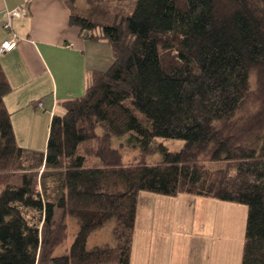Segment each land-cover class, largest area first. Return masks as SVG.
I'll return each instance as SVG.
<instances>
[{"label": "trees", "instance_id": "trees-1", "mask_svg": "<svg viewBox=\"0 0 264 264\" xmlns=\"http://www.w3.org/2000/svg\"><path fill=\"white\" fill-rule=\"evenodd\" d=\"M88 1L69 25L113 60L52 116L44 152L18 144L0 75V264H130L141 192L246 206L241 264H264L262 7Z\"/></svg>", "mask_w": 264, "mask_h": 264}, {"label": "crops", "instance_id": "crops-1", "mask_svg": "<svg viewBox=\"0 0 264 264\" xmlns=\"http://www.w3.org/2000/svg\"><path fill=\"white\" fill-rule=\"evenodd\" d=\"M18 8L26 11L25 17L12 20L8 31L0 24V47L13 36L17 41L13 51L0 54V75L10 87L3 106L18 144L44 152L52 116L64 103L84 97L91 73L106 70L113 58L105 43L82 39L69 25L65 0H0L1 22L4 11ZM226 205L184 194L139 193L130 264H231L230 234L219 235V222L226 217L217 219V210ZM197 214L207 218L201 222ZM202 227L210 231L202 232ZM199 237L205 240L196 242Z\"/></svg>", "mask_w": 264, "mask_h": 264}, {"label": "rangeland", "instance_id": "rangeland-1", "mask_svg": "<svg viewBox=\"0 0 264 264\" xmlns=\"http://www.w3.org/2000/svg\"><path fill=\"white\" fill-rule=\"evenodd\" d=\"M66 3L69 6H72L75 4L77 9H86L88 0H65ZM258 4L262 7L264 10V0H256ZM161 143L164 144L170 151H178L182 145L183 142L181 141H173V140H160ZM12 184L19 185L21 182V179L18 175L14 176L12 179ZM227 208L223 210L219 209L217 219L220 221L222 218L226 217V222L222 223L219 222V228H220V236L226 235L229 233L228 236L230 238V241L227 242L229 244V261L231 264H241V258H242V249H243V238H244V230H245V222H246V215H247V208L244 205H238L233 203H226ZM202 211V209H200ZM213 212V215L211 216V219L216 220L215 217V209L211 210ZM60 211L55 212V220H59L60 218ZM205 217L204 214H197V219L201 222L204 221ZM202 232L208 233L210 231L209 227H202ZM202 240H205L203 237H199V239L196 240V242H200ZM198 256H200V252H198ZM221 256H219L220 259ZM40 264V263H39Z\"/></svg>", "mask_w": 264, "mask_h": 264}, {"label": "built area", "instance_id": "built-area-1", "mask_svg": "<svg viewBox=\"0 0 264 264\" xmlns=\"http://www.w3.org/2000/svg\"><path fill=\"white\" fill-rule=\"evenodd\" d=\"M25 16H26V11L23 8H18L13 11H4L3 18L5 19V21L1 22V19H0L1 27L4 30L8 31L11 28L12 20L19 19ZM16 45H17L16 37L13 36L10 40L5 41L1 44L0 54L10 53L11 51L15 49ZM38 106L41 107V103L38 104Z\"/></svg>", "mask_w": 264, "mask_h": 264}]
</instances>
